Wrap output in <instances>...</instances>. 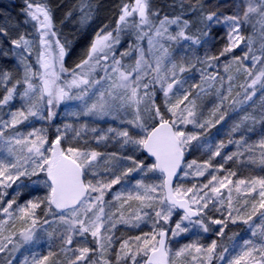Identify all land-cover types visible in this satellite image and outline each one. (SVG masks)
<instances>
[{
    "label": "snow or ice",
    "instance_id": "snow-or-ice-1",
    "mask_svg": "<svg viewBox=\"0 0 264 264\" xmlns=\"http://www.w3.org/2000/svg\"><path fill=\"white\" fill-rule=\"evenodd\" d=\"M24 5L23 23L32 32L13 37L15 28L0 26V59L16 66L0 67V264H14L18 254L19 264H264V175H238L249 166L264 172V0H174L169 7L180 11L171 16L161 15L152 0H129L115 27L96 30L71 68L65 66L70 42L56 30L48 0ZM78 11L87 26L92 0H80ZM217 26L226 29L218 54L185 52L177 59L172 45L203 47L216 38ZM193 27L198 34H190ZM125 36L134 39L117 56ZM145 39L147 50L140 44ZM237 48L243 54L224 63L221 75L220 58ZM133 53L134 64H125ZM233 65L244 76L238 85ZM193 71L199 82L189 83L195 76L186 74ZM217 84L219 103L212 118L202 120L197 100ZM69 101L78 102L66 113L75 120L57 125L53 139L47 127L33 126L47 121L51 127L55 109ZM229 112L243 115L226 141L213 144L206 134ZM81 117L119 123L102 129ZM110 142L122 151H102ZM229 145L236 150L226 152ZM193 150L210 155L188 161ZM229 162L238 168L226 167ZM188 177L204 180L176 182ZM41 189L43 195H33ZM25 195L30 198L19 202ZM149 223L150 231L116 236L119 225ZM229 224L245 225L244 235H228ZM213 231L218 239L201 243V233ZM186 235L195 238L174 248Z\"/></svg>",
    "mask_w": 264,
    "mask_h": 264
},
{
    "label": "rangeland",
    "instance_id": "rangeland-1",
    "mask_svg": "<svg viewBox=\"0 0 264 264\" xmlns=\"http://www.w3.org/2000/svg\"><path fill=\"white\" fill-rule=\"evenodd\" d=\"M206 3H211V4H216V3H220V4H224L226 3V0H206ZM122 6V5H121ZM118 8V14H119V9ZM223 11L227 12L229 11V9L225 8L222 9ZM23 19L22 20H17L14 18H11L8 14H5L4 18H3V22L1 26H5L8 27L9 29L15 28V31L11 32V35L14 37L16 35H18L21 32H32L33 29L31 28L30 25H25L23 23ZM68 22L62 20L61 23H59V25H57L55 23V28L58 31L60 37L63 36L62 31L64 29H68L71 30L72 29V24L74 23V18H72L70 20V24L69 25H64L67 24ZM104 25H106L105 22H102L101 24H98V22H94L92 23V25L90 26V31L89 33H91L92 37L91 40L93 39L94 35H95V31L98 30L99 28L103 27ZM108 25V24H107ZM111 28V27H110ZM212 35L214 37H216L215 39H209V43L205 44L203 47L198 46V45H192L190 41H182L180 45H172L173 49L176 50L177 52V59H179V57L181 55H183L185 52L188 54L189 57H195V56H200L201 58H203L205 56V54L207 53L208 55H216L219 53V51L223 48L224 44L226 43V29L220 26H217L213 29ZM141 46L147 50L148 45H147V40L145 39L144 41L140 42ZM129 46V41H124L117 45V53L116 55L119 56L120 52L125 51L126 49H128ZM246 50V49H244ZM243 53L241 51L240 48H237L234 50L233 53H230L224 57L220 58V61L218 62L220 67H219V72L221 75H226L223 71V64L226 62L231 61L233 56H241ZM76 59H78V55L77 54H73L71 61L74 62ZM68 61V56L65 57V66L68 68L74 67V66H68L67 64H69ZM125 64H134L135 62V53L131 54L129 57H125L124 61ZM32 63L33 65L38 68V65H35V57H33L32 59ZM245 63H249V62H245ZM0 67H4V68H10L13 69V71H15V62L14 61H9V62H5L3 59H0ZM201 67L200 65H197V68ZM236 65H233L232 68V74L233 75H237V79L235 81V83L238 85L239 83L243 82L244 76L243 73H236ZM217 69L215 68H210L209 72H213L216 71ZM102 74V73H101ZM186 75L189 76H195V80H190L189 83H193V82H199V73L196 71H193L191 73H188ZM219 84H217L214 88H210L207 90L206 94H204L203 96H201L198 100L197 103L198 105H200V111L203 113L201 119H211L212 118V112L216 106V104L219 103V99L216 95V88H219ZM22 90V88H21ZM235 91H239L238 88L234 89L233 91V96L235 95ZM0 92L2 95L3 89L2 87H0ZM259 95V94H258ZM164 102V98H163V94L159 92L158 88H157V103L163 105ZM78 102L76 101H69V102H65L62 103L61 105H59L55 111L57 112L56 117L54 118L53 124L51 127H49L48 122L47 121H33L32 124L34 127H47L49 130V139H53L54 138V134H55V127L57 125L62 126L64 123H71L74 122L75 118L72 116H68L66 115L67 112L70 111H75V105ZM257 106H258V99H257ZM19 101L16 102V104L14 105V107H19ZM225 107H227V103H225ZM252 109L249 108V111H251ZM45 115H47V113L45 112ZM243 115V113H239V112H229L228 116L226 117L225 121H223L221 124L216 125L215 127L211 128L209 130V132L206 134L207 135V139L212 142L213 144H215L216 142H219L220 140H227V133L229 131V129L231 128L232 124L239 119V117ZM85 120H88L90 123L93 124V126L98 127V128H102V129H106L108 126H117L118 125V121H113L111 119H101V120H95L93 122L92 118L90 117H81L80 118V122H84ZM259 127V126H257ZM20 130L21 131H30V128L25 127L24 125L20 126ZM187 130L188 131H199V129H195L192 125H188L187 126ZM251 135L252 139L255 140L258 137L255 136L254 134H249ZM238 138V135L235 137ZM102 151H107V152H121L122 150L120 149L119 145L115 144L114 142H110L109 145L107 146V148H101ZM235 145H229V147L225 150L226 152H231V151H235ZM127 154V153H124ZM139 155V154H138ZM208 155H210V153H205L203 150H193L190 154H186V159L188 161H191L193 159H196L198 161H203L205 159L208 158ZM144 156H141V159H144ZM216 161H221L220 157L216 158ZM214 161V163L216 162ZM149 163L151 162L150 160L148 161ZM127 163V162H125ZM226 167L228 168H233L236 169L238 168L237 165H235L233 162H229ZM149 175H153V174H149ZM155 175H159V174H155ZM238 175L240 177H245V176H250V175H264V172H261L260 168L258 166H249L247 168H239L238 171ZM182 176V174H181ZM139 178V177H137ZM35 179V178H33ZM204 180L203 177L201 178H192V177H188V178H183L180 181H176V182H182L184 183L186 186H190L191 183L193 182H202ZM26 183H28L27 180H25ZM158 182V181H155ZM119 188V185L116 186L117 190ZM9 191L11 192V189H9ZM45 192V190L41 189L39 192H34L33 195H43ZM30 198L29 196L25 195L21 198V200L19 202H23L24 200ZM106 199H111V196L106 197ZM215 215H219L214 213ZM41 217H43V212H40ZM179 217L178 216H174L173 218V224L175 223V220H177ZM19 226V224H18ZM217 226H213V228H216ZM228 227H237L238 229V233H240L241 235H244V230L246 229V226L243 224H238V225H232L229 224ZM151 230V225L150 223L147 225H141L140 229H128L123 225H119L118 229L116 231V236L120 237L121 235L124 236H128V235H139L141 233V231L147 232ZM195 237H192L191 235H186V237H177L176 239L179 241V243H175L173 245L174 248H179L181 245L186 244L191 242L192 239H194ZM91 239V238H89ZM212 239H218L215 235V231L207 233V234H203L201 233V237H200V241L201 243L204 244H209L211 243ZM116 247H118V244L116 245ZM41 251L44 252L46 254V247H42ZM62 258V257H61ZM22 259V257L18 254L17 258L14 260V264H19V260Z\"/></svg>",
    "mask_w": 264,
    "mask_h": 264
},
{
    "label": "trees",
    "instance_id": "trees-1",
    "mask_svg": "<svg viewBox=\"0 0 264 264\" xmlns=\"http://www.w3.org/2000/svg\"><path fill=\"white\" fill-rule=\"evenodd\" d=\"M129 2V0H92V3L95 7V13L93 19L87 26H81L80 24V13L78 11V6L80 0H48L50 7L53 10L54 14V23L59 25L62 20L68 22L64 25H69L70 20L74 18V23L72 24V29H64L62 31L63 36L62 40L66 39L70 42V55L68 56L69 64L68 66H74L82 58L83 53L86 52L89 44L91 43V33H89L90 26L94 22L101 24L105 22L106 25L111 28L115 27V20L118 16V8L123 3ZM174 0H152V3L155 7L161 10V15H175L180 9L179 7L171 8L169 5H172ZM206 2V0H205ZM25 7L24 0H0V26L2 25L3 18L5 14H8L11 18L19 20H24L25 17L22 13V9ZM71 12L72 15L69 16L68 13ZM190 34L196 33V29L193 27L190 29ZM134 39V37L125 36L122 37L121 41H129ZM73 54L78 55V59L74 62L71 61ZM1 95V92H0ZM228 235L233 233H238L237 227H228L226 230Z\"/></svg>",
    "mask_w": 264,
    "mask_h": 264
},
{
    "label": "water",
    "instance_id": "water-1",
    "mask_svg": "<svg viewBox=\"0 0 264 264\" xmlns=\"http://www.w3.org/2000/svg\"><path fill=\"white\" fill-rule=\"evenodd\" d=\"M146 156V154H144Z\"/></svg>",
    "mask_w": 264,
    "mask_h": 264
}]
</instances>
